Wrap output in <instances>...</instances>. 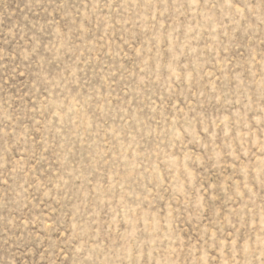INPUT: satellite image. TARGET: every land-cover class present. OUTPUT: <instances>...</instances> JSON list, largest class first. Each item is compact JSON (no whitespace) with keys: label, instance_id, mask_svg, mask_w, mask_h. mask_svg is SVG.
I'll use <instances>...</instances> for the list:
<instances>
[{"label":"rangeland","instance_id":"obj_1","mask_svg":"<svg viewBox=\"0 0 264 264\" xmlns=\"http://www.w3.org/2000/svg\"><path fill=\"white\" fill-rule=\"evenodd\" d=\"M0 264H264V0H0Z\"/></svg>","mask_w":264,"mask_h":264}]
</instances>
